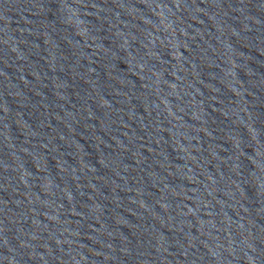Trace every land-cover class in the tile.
Listing matches in <instances>:
<instances>
[{
  "label": "water",
  "instance_id": "1",
  "mask_svg": "<svg viewBox=\"0 0 264 264\" xmlns=\"http://www.w3.org/2000/svg\"><path fill=\"white\" fill-rule=\"evenodd\" d=\"M0 264H264V0H0Z\"/></svg>",
  "mask_w": 264,
  "mask_h": 264
}]
</instances>
